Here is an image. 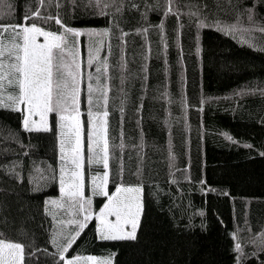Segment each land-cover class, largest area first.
<instances>
[{
	"label": "trees",
	"instance_id": "16d2710c",
	"mask_svg": "<svg viewBox=\"0 0 264 264\" xmlns=\"http://www.w3.org/2000/svg\"><path fill=\"white\" fill-rule=\"evenodd\" d=\"M0 22L82 33L67 45L85 128L89 111L108 112V193L142 187L134 240L100 239L93 218L62 260L80 229L49 203L61 194L60 113L29 131L23 107L0 108V233L24 245V264H264V0H0ZM92 198L95 210L107 200Z\"/></svg>",
	"mask_w": 264,
	"mask_h": 264
},
{
	"label": "snow or ice",
	"instance_id": "6c2138e0",
	"mask_svg": "<svg viewBox=\"0 0 264 264\" xmlns=\"http://www.w3.org/2000/svg\"><path fill=\"white\" fill-rule=\"evenodd\" d=\"M42 2V0H41ZM171 12V8H169ZM39 16V12L32 13ZM24 20H30V16H25ZM251 20V16H249ZM57 24H61L56 19ZM264 31V28L261 29ZM0 33L10 36V47L0 41V108H11L14 111H21L20 105L26 107V115L23 121V127L26 130L48 131L47 116L49 113H60L59 127L69 128L74 134V140L67 136L60 141V151L63 154L61 160H68L74 166L75 171L66 181L64 170H61L60 193L61 197H67L69 200L78 204V211L87 212L84 221H87L91 213L87 211L85 205L90 206L91 199L84 198L83 174L81 172L83 156L81 130L82 124L79 111L80 77L81 64L78 61L79 53L74 48H68L67 35L78 37L82 35L79 30L65 28L63 34L46 31L38 27L35 23L26 25L24 23L5 24L0 22ZM107 30H105V34ZM89 35H99L90 32ZM37 37H43V43L38 42ZM99 51V50H97ZM99 59V57H95ZM90 57L88 63H92ZM99 72L100 69H97ZM91 79V76L89 77ZM89 93L99 90L103 98V103L107 104L106 91L101 89L94 90L92 85L88 86ZM91 102V100H90ZM64 113H70L65 115ZM40 117V127L33 129L30 124L36 122L31 120L32 116ZM89 123L92 131L88 135V150L92 154L89 157L90 163H103L107 169L108 164V140L106 137V125L108 112L104 111L102 116L89 111ZM97 120H102L100 130L97 129ZM62 135H65L62 133ZM103 140V143H101ZM99 148V152L97 149ZM102 153V155H101ZM98 177H93V183L96 189H99L101 195L107 197L108 203L101 208L98 215L100 221L97 226L99 238L103 240H121L135 239L139 218L142 212L140 203L139 188L117 187L116 191L109 195L106 190L108 182V172L105 171L102 177H99L101 183L97 184ZM50 204L57 207H63V199L51 200ZM109 216H115V220L108 219ZM70 224L78 225L80 231L67 242L63 248L61 259H64L63 253L75 243L80 232L86 227V223L76 220L68 221ZM130 225L131 230L125 231V226ZM236 249L240 250V244H236ZM81 259H86L92 264H110L108 259H97L88 256L81 258L79 256L68 259L66 264H80ZM0 264H24V245L13 243L0 233Z\"/></svg>",
	"mask_w": 264,
	"mask_h": 264
},
{
	"label": "rangeland",
	"instance_id": "374dc122",
	"mask_svg": "<svg viewBox=\"0 0 264 264\" xmlns=\"http://www.w3.org/2000/svg\"><path fill=\"white\" fill-rule=\"evenodd\" d=\"M46 31H48V30H46ZM37 40H38V42L43 43V37H37ZM21 107L24 108L25 115H26L27 114L26 113V107L24 105H20V108ZM64 114L65 115H69L70 113H64ZM90 119L91 118L88 117V124H87V127L85 128L84 121L82 120L81 115H80V120H81V124H82V130H81L82 156L84 155V152H85L84 150H86L87 151L86 152L87 153L86 154V156H87V163H88V165H87V171L89 172L88 175H87V177H86L87 180L85 181V176H84V172H83V170H84V161H83L82 162V168H81V172L83 174V191H84V198L85 199H91V201H92V203H91L90 206L85 205V207L87 208V211L91 213V216H90V218L87 221H84V216L87 214V212H80V211H78V204H76V207H73V204L76 203V202L69 200L67 197L62 198L61 197V194H60V198L59 199H63V202L64 203H63V207H59V208H61L64 212L67 213L66 216L70 220H72L73 218H75V219L78 218V221H81V222L86 223L89 220H91V219L94 218V219H96L97 226H98L99 223H100V221H99V219L97 217H98V215L100 213L101 208H103V206L106 203H108V200H106L105 203L102 206H100L97 210H95V200H93L92 196H94V198H95L97 196H102V195L100 194L99 189H96L95 188V185L93 183V177H98V179L96 180V183L97 184L101 183L99 177H102L103 176V173L105 171H107V169L104 168L103 163H98L97 164V163H90L89 162V157L92 154L89 152L88 146L87 147L85 146L86 145L85 144V138L86 137H85L84 131L86 129V136H88L91 133V131H92V126L89 123V120ZM31 120H33V121L36 122L35 124H30V127L31 128H39L40 127V117L38 115L37 116H32L31 117ZM47 121H48V123H47V126H48V124H49V114L47 116ZM65 123H66V127L64 129H61L60 128L61 139H65L67 136H71L72 139L74 140V134L69 131V128L67 127V122H65ZM95 123L97 124V129L99 131L100 128H101V125L103 124V121L102 120H97ZM62 133H64L65 135H62ZM88 143H89V141H88ZM101 143H103V140H101ZM97 151L99 152V148L97 149ZM62 155L63 154H61V156ZM101 155H102V153H101ZM61 167H62L61 169L64 170L65 180L67 181L71 177V173L73 171H75V168H74L73 165H71V162L68 161V160H62ZM119 187L139 188L141 191L139 192L138 195L140 197V203L142 204V187L140 185H120ZM106 190L108 191V182H107V185H106ZM96 202H97V199H96ZM108 219L111 220V221H114L115 220V216H109ZM130 230H131V226L130 225H126L125 226V231H130ZM13 243H17V242H13ZM88 256L96 257L97 259H100V260L108 259L110 261V264H114V257L112 255H85V256H79V257L86 258ZM72 258H74V257H68V258H66L65 259V264H66V261L68 259H72ZM80 264H92V262L87 261L86 259H81Z\"/></svg>",
	"mask_w": 264,
	"mask_h": 264
},
{
	"label": "crops",
	"instance_id": "0c3cea01",
	"mask_svg": "<svg viewBox=\"0 0 264 264\" xmlns=\"http://www.w3.org/2000/svg\"><path fill=\"white\" fill-rule=\"evenodd\" d=\"M92 218V217H91Z\"/></svg>",
	"mask_w": 264,
	"mask_h": 264
}]
</instances>
